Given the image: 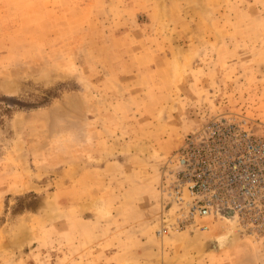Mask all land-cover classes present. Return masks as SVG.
Wrapping results in <instances>:
<instances>
[{"label":"rangeland","instance_id":"obj_1","mask_svg":"<svg viewBox=\"0 0 264 264\" xmlns=\"http://www.w3.org/2000/svg\"><path fill=\"white\" fill-rule=\"evenodd\" d=\"M221 121L264 133V0H0V264H264V199L177 186Z\"/></svg>","mask_w":264,"mask_h":264},{"label":"built area","instance_id":"obj_2","mask_svg":"<svg viewBox=\"0 0 264 264\" xmlns=\"http://www.w3.org/2000/svg\"><path fill=\"white\" fill-rule=\"evenodd\" d=\"M177 163V186L189 193L190 217L218 214L220 207L238 215L264 199V133L245 124H211L186 143Z\"/></svg>","mask_w":264,"mask_h":264},{"label":"bare ground","instance_id":"obj_3","mask_svg":"<svg viewBox=\"0 0 264 264\" xmlns=\"http://www.w3.org/2000/svg\"><path fill=\"white\" fill-rule=\"evenodd\" d=\"M223 210L231 211V212L234 213V215L237 216L236 212H234L233 210H231V209H229V208H222V207H220V208L218 209V214L221 213V214H223V215H225V216H228L229 213H227V212H222ZM221 245H222V242H221V241L219 240V238H218V239H216V240H213V241L210 243V245H209V249H210V251H217V249H219V247H221Z\"/></svg>","mask_w":264,"mask_h":264}]
</instances>
